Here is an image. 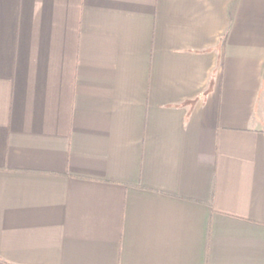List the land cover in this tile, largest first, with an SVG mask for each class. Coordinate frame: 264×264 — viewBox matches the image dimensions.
<instances>
[{
	"label": "crops",
	"instance_id": "1",
	"mask_svg": "<svg viewBox=\"0 0 264 264\" xmlns=\"http://www.w3.org/2000/svg\"><path fill=\"white\" fill-rule=\"evenodd\" d=\"M0 264H264V0H0Z\"/></svg>",
	"mask_w": 264,
	"mask_h": 264
}]
</instances>
